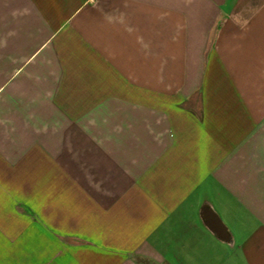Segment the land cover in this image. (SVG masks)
I'll return each mask as SVG.
<instances>
[{"label": "crops", "instance_id": "1", "mask_svg": "<svg viewBox=\"0 0 264 264\" xmlns=\"http://www.w3.org/2000/svg\"><path fill=\"white\" fill-rule=\"evenodd\" d=\"M0 264H264V0H0Z\"/></svg>", "mask_w": 264, "mask_h": 264}]
</instances>
